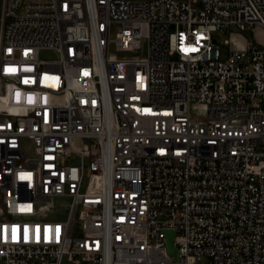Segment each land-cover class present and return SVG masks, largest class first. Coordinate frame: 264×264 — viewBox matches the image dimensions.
<instances>
[{"label":"built area","instance_id":"2783aa9c","mask_svg":"<svg viewBox=\"0 0 264 264\" xmlns=\"http://www.w3.org/2000/svg\"><path fill=\"white\" fill-rule=\"evenodd\" d=\"M256 29L264 0H3L0 264H264Z\"/></svg>","mask_w":264,"mask_h":264},{"label":"rangeland","instance_id":"374dc122","mask_svg":"<svg viewBox=\"0 0 264 264\" xmlns=\"http://www.w3.org/2000/svg\"><path fill=\"white\" fill-rule=\"evenodd\" d=\"M2 12H3V0H0V32H1ZM172 31H174V28H172ZM255 33H256V36L260 42L264 41V34H263L262 30L256 29ZM114 38H115V29H113L112 33H111V39H114ZM214 38H215V40L218 41V44H221V45H223L226 40H231L233 50H237V51L239 50L240 51V50H243L245 48V41L242 38V36L239 34H233L232 36H230L229 34L219 32V33L215 34ZM110 52H111V54L115 53V47L114 46H111ZM42 57L43 58L44 57L49 58V57H51V55L49 53L45 52L42 54ZM203 111H204L203 108H195V109H193V114L196 118H201V117H203ZM210 261L211 260L209 257H204L201 259L202 264H208V263H210Z\"/></svg>","mask_w":264,"mask_h":264},{"label":"water","instance_id":"95a60500","mask_svg":"<svg viewBox=\"0 0 264 264\" xmlns=\"http://www.w3.org/2000/svg\"><path fill=\"white\" fill-rule=\"evenodd\" d=\"M175 233L173 231L167 232V251L166 254L172 262H179L178 252L174 245Z\"/></svg>","mask_w":264,"mask_h":264}]
</instances>
